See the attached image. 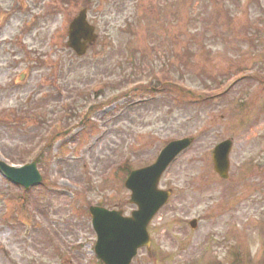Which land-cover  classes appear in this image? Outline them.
Here are the masks:
<instances>
[{"label":"rangeland","instance_id":"rangeland-1","mask_svg":"<svg viewBox=\"0 0 264 264\" xmlns=\"http://www.w3.org/2000/svg\"><path fill=\"white\" fill-rule=\"evenodd\" d=\"M67 2L0 0V160L33 159L42 176L25 189L0 171V264H101L88 206L129 214L123 163L147 164L184 136L194 141L160 178L171 193L150 245L129 264H264V0H92L97 37L83 57L64 42L85 1ZM150 67L172 84L114 90ZM105 80L112 91L91 93ZM223 139L226 179L211 160Z\"/></svg>","mask_w":264,"mask_h":264},{"label":"water","instance_id":"water-1","mask_svg":"<svg viewBox=\"0 0 264 264\" xmlns=\"http://www.w3.org/2000/svg\"><path fill=\"white\" fill-rule=\"evenodd\" d=\"M8 16L9 12L0 13V25ZM30 24L31 22L27 28ZM81 37L88 41L93 39L92 27L85 21L84 9L71 22L69 30L68 44L78 54H82L85 50L84 43L79 41ZM26 76V71L21 73L18 82L22 83ZM190 142L191 138L170 141L161 150L154 163L129 173L124 185L131 191L129 202L137 205V209L131 212L130 217L122 216L121 211L107 210L97 206L89 208L92 226L97 234L94 250L104 264H128L138 247L149 244L146 226L169 195V191L157 188L159 177L175 155ZM230 147L231 141L224 140L213 149V167L221 178L227 177ZM0 170L11 181L22 184L25 188L41 179L35 163L16 168L0 161ZM189 225L195 228L196 219L190 220Z\"/></svg>","mask_w":264,"mask_h":264},{"label":"trees","instance_id":"trees-1","mask_svg":"<svg viewBox=\"0 0 264 264\" xmlns=\"http://www.w3.org/2000/svg\"><path fill=\"white\" fill-rule=\"evenodd\" d=\"M231 264H238V262L234 261V262H232Z\"/></svg>","mask_w":264,"mask_h":264}]
</instances>
